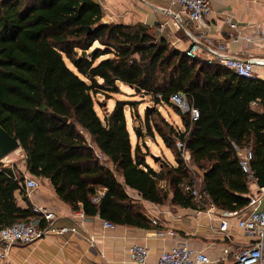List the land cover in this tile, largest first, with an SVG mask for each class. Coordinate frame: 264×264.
<instances>
[{
  "label": "trees",
  "instance_id": "16d2710c",
  "mask_svg": "<svg viewBox=\"0 0 264 264\" xmlns=\"http://www.w3.org/2000/svg\"><path fill=\"white\" fill-rule=\"evenodd\" d=\"M103 18L97 0H0V123L19 138L29 173L48 178L74 210L152 228L127 188L156 204L173 192L174 204L203 207L181 189L193 179L176 145L181 140L204 172L203 203L228 211L246 207L248 182L231 142L252 146V168L264 187V79L190 57L154 27ZM121 84L140 88L157 106L174 104L169 91L177 90L199 109L192 122L178 107L183 129L161 111L155 112L161 123L146 112L149 134L158 133L177 165L161 159L158 171L149 165V147L133 144L124 101L100 115L96 103H104L96 94L111 97ZM135 132L140 139L142 131ZM15 169L0 161V229L37 216L29 201L18 205L23 176L16 179Z\"/></svg>",
  "mask_w": 264,
  "mask_h": 264
},
{
  "label": "crops",
  "instance_id": "0c3cea01",
  "mask_svg": "<svg viewBox=\"0 0 264 264\" xmlns=\"http://www.w3.org/2000/svg\"><path fill=\"white\" fill-rule=\"evenodd\" d=\"M97 1L104 9V22L125 25L142 23L151 27L155 24H164L165 30L162 35L172 45L184 52L190 47L191 41L188 35L175 24L173 15L158 12L152 6L169 8V0H159L165 3L163 5L152 3L150 0H147L148 3L140 0ZM211 3L213 8L211 19L223 31L214 33L215 39H226L232 51L245 57L264 55V49L261 46L251 44L247 40L248 37H254L258 30L264 29V0H211ZM172 10L177 11L178 7H172ZM228 17L237 21V30L230 29L226 23ZM230 31L236 35L240 34L241 38L238 41L230 39L227 35ZM257 77L264 79V68H258ZM172 117L179 128L183 129L182 117L176 112ZM160 139L163 141L161 137ZM138 141L136 137L135 144ZM146 142L148 144V141ZM164 145L166 146L165 143ZM167 148L171 151L172 157L169 158L163 154V160L177 165L174 151ZM187 152L190 162L186 159V153L183 158L188 167L192 170L199 169L194 165L190 151L187 150ZM148 163L157 171L161 168L158 162V167ZM16 169L28 171L26 156L21 166L16 165ZM32 176L39 181V187L31 197H27L28 200H25L21 191L18 190L16 192L18 205L25 208L29 201L32 205L45 207L57 215V224H78L86 228L87 232L85 234H50L28 245H13L9 248L5 258L0 256V264H113L115 262L133 264L129 258V248L134 244L145 245L149 248L148 261L150 264H157L163 251L178 244H185L192 249L206 253L212 262L229 264L234 259L235 249L249 246L254 240L238 225V216L246 212V207L239 211H228L215 205L214 209L208 210L211 202L206 199L205 206L200 209L187 208L172 202L173 192H170L165 204H156L143 199L138 191L127 188L134 202L141 205L142 212L152 221L153 227L141 228L116 224L112 228H107L103 223L105 219L98 215H87L85 220H81L80 211L74 210L70 204L59 197L48 178ZM120 177L119 179L123 182L122 176ZM203 177L204 172L202 171V180ZM247 182L249 192L244 196L249 198L261 186L258 182L248 180ZM161 186L166 189V181H162ZM224 218H227L229 222L227 231L221 230V222ZM161 231L164 234H161ZM88 235L94 238V246L91 245ZM228 244L232 245V250L225 253L224 249ZM1 250L0 246V252Z\"/></svg>",
  "mask_w": 264,
  "mask_h": 264
},
{
  "label": "built area",
  "instance_id": "2783aa9c",
  "mask_svg": "<svg viewBox=\"0 0 264 264\" xmlns=\"http://www.w3.org/2000/svg\"><path fill=\"white\" fill-rule=\"evenodd\" d=\"M148 3L147 0H140ZM169 8L152 5L153 8L162 13L172 14L175 24L188 35L191 44L185 53L190 57H202L207 62L218 61L222 66L235 72L238 76L245 78L257 77L258 68H264V55L242 56L231 50L226 39H215L214 33L223 32L221 27L212 21L211 13L213 11L211 0H169ZM172 7H178L173 11ZM226 23L232 30H237L238 23L228 17ZM155 31L158 35L164 33V24H155ZM230 39L238 41L240 34H234L232 31L227 33ZM248 42L256 44L264 49V29L258 30L254 37H248ZM171 99L182 109V113H189L190 120L196 121L200 117V111L189 100L187 94L179 93L177 90L169 91ZM232 147L236 151L239 159V165L249 182H258L256 171L252 168L254 160V151L249 144H239L232 141ZM177 147L183 151V156L187 152L185 143L177 140ZM190 166V163H188ZM13 166V165H12ZM15 178L23 176L20 180L21 193L26 197H31L33 192L39 187V181L28 171L15 169ZM182 191L191 196L197 203L205 206L200 187L194 179L186 181L181 185ZM97 200V198H96ZM213 203L209 204L208 210L214 209ZM246 212L238 216V225L245 232L254 238L249 246L237 248L234 250V259L229 264H264V187H260L249 197ZM36 217L16 222L10 226L0 229V246L2 250L0 256L5 258L8 250L13 245H28L34 243L50 234H69L87 232L86 228L78 224H57V215L45 207L33 205ZM234 214V213H230ZM81 220H85L87 215L80 211ZM104 226L112 228L114 223L104 220ZM229 222L224 218L221 222V230L227 231ZM164 234L163 231L160 232ZM170 234H174L170 232ZM91 245L94 246V238L88 235ZM232 250V245L228 244L224 249L225 253ZM149 248L145 245L134 244L129 248V258L133 264H150ZM125 264V263H113ZM157 264H219L212 262L210 257L202 252L188 247L185 244H178L169 250H165L159 257Z\"/></svg>",
  "mask_w": 264,
  "mask_h": 264
},
{
  "label": "rangeland",
  "instance_id": "374dc122",
  "mask_svg": "<svg viewBox=\"0 0 264 264\" xmlns=\"http://www.w3.org/2000/svg\"><path fill=\"white\" fill-rule=\"evenodd\" d=\"M152 3L165 4L159 0H150ZM155 29V28H154ZM121 92L112 94L111 97L105 95L103 92L96 94L95 99L98 102H103L104 107L96 103V108L101 116H104L107 110H112L118 100L124 101L126 103L125 113L127 114L128 128L131 132V137L133 144H135L137 134L135 133V127H138L142 131V136L139 139V143L144 151H146L145 145L149 147V155L147 156V161L158 167L157 162L152 158V154L155 156H160L163 160V154L167 157H172L171 151L164 145V142L160 139L158 133L155 136H151L146 128V111L148 107H156L152 112L151 119L153 122L157 121L161 123L159 114L155 112L162 111L161 113L168 119L174 127H178L176 120L173 119L172 115L176 112L178 113V106L175 102L174 104H163L157 106L153 98L149 95H144V93H135L134 89H131L128 85H120ZM161 109V110H160ZM180 115V114H179ZM136 134V137L134 136ZM148 141V144L147 142ZM150 145V146H149ZM25 152L22 148L17 149L8 156H6L1 162L4 164H15L21 166L24 160ZM120 179L121 177L118 176ZM192 178L196 181L197 185H201L202 181V171L200 169L193 170Z\"/></svg>",
  "mask_w": 264,
  "mask_h": 264
},
{
  "label": "water",
  "instance_id": "95a60500",
  "mask_svg": "<svg viewBox=\"0 0 264 264\" xmlns=\"http://www.w3.org/2000/svg\"><path fill=\"white\" fill-rule=\"evenodd\" d=\"M129 87L131 89H134L135 93H141L140 88L134 86ZM155 108L156 107H148L146 112L151 113ZM53 116L63 122H68L67 117L59 116L56 113H53ZM19 148H21L19 138L16 135L10 134L0 123V161H2L6 156H8ZM152 158L155 162H158L161 157L152 154Z\"/></svg>",
  "mask_w": 264,
  "mask_h": 264
},
{
  "label": "bare ground",
  "instance_id": "6f19581e",
  "mask_svg": "<svg viewBox=\"0 0 264 264\" xmlns=\"http://www.w3.org/2000/svg\"><path fill=\"white\" fill-rule=\"evenodd\" d=\"M186 159L190 162L189 153L186 152Z\"/></svg>",
  "mask_w": 264,
  "mask_h": 264
}]
</instances>
